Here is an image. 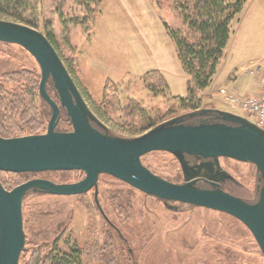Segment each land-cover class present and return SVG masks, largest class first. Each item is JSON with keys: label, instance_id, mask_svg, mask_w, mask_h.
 Listing matches in <instances>:
<instances>
[{"label": "rangeland", "instance_id": "374dc122", "mask_svg": "<svg viewBox=\"0 0 264 264\" xmlns=\"http://www.w3.org/2000/svg\"><path fill=\"white\" fill-rule=\"evenodd\" d=\"M26 3L23 22L3 16L0 21L23 26H27L24 22L33 21L35 30L52 36L64 61L72 60L75 64L73 81L97 121L92 122V127L100 134L132 140L143 136L151 125L157 127L173 119H182L185 125L188 115L199 112L180 110L175 103V99L186 98L188 77L165 28L174 30L181 26L166 1L158 6L151 0H109L101 4L93 23L92 19L88 21L90 12L72 0H27ZM81 22L86 23L80 25ZM240 62L243 69L234 70V75L241 72L251 77L250 72L263 66L264 0H246L232 22L229 43L211 86L223 85L230 65ZM154 71L166 83L165 93L157 97L141 80ZM21 72L40 74L35 60L24 49L0 43V86L7 94H30L26 91L29 85L10 77ZM4 76L9 77L1 82ZM50 84L46 86L47 93L59 107ZM203 92L201 110L226 112L254 124L253 117L231 107L224 101L225 97L203 95ZM36 104L44 116L49 114L43 135L51 111L40 100ZM66 117L60 107L56 132L72 131ZM206 118L209 116L188 119H194L196 125L216 123ZM218 162L220 170L230 178L222 181L225 183L222 191L244 203L255 204L261 188L255 166L225 158ZM141 164L171 184L184 183L179 163L168 153L146 154ZM84 178V173L78 171L26 175L0 172V183L7 186V191L35 179L60 185ZM97 194L104 217L95 205L94 191L70 197L27 193L21 209L25 261L40 246L51 247V242L58 240L54 249L62 253L79 250L82 264H264L249 231L227 214L162 202L106 175L98 178ZM45 248L41 249L42 254L48 252Z\"/></svg>", "mask_w": 264, "mask_h": 264}, {"label": "water", "instance_id": "95a60500", "mask_svg": "<svg viewBox=\"0 0 264 264\" xmlns=\"http://www.w3.org/2000/svg\"><path fill=\"white\" fill-rule=\"evenodd\" d=\"M0 43L17 45L36 62L40 71L38 95L50 108L46 133L12 139L0 138V172L41 174L82 172L85 178L75 184L57 185L35 179L11 191L0 185V264H18L25 246L22 201L27 193L49 196H79L94 189L100 175L112 177L138 192L163 202L179 203L227 214L238 220L251 234L264 259V131L246 119L220 111L200 110L188 118L215 115L218 123L183 125L182 119L165 122L143 136L124 140L100 134L92 127L97 122L88 110L62 61L46 37L27 26L0 21ZM52 84L58 105L46 91ZM60 107L70 121L71 132H56ZM152 152H165L176 158L184 183L174 185L153 175L141 164ZM186 157L211 160L212 163L190 168ZM220 158L254 165L261 188L258 201L247 204L223 192L215 183L212 190L195 188V169L217 170L209 181L230 179L220 170Z\"/></svg>", "mask_w": 264, "mask_h": 264}, {"label": "trees", "instance_id": "16d2710c", "mask_svg": "<svg viewBox=\"0 0 264 264\" xmlns=\"http://www.w3.org/2000/svg\"><path fill=\"white\" fill-rule=\"evenodd\" d=\"M27 0H0V16L12 19L14 22H23L22 13L27 12ZM109 0H72L74 4L84 11L90 12L88 21L93 23L99 7ZM158 6L166 1L171 6L181 26L178 29L165 27L173 40L178 59L185 74L188 77L187 96L184 99H175L178 109L198 112L202 109L200 93L205 91L212 84L216 74L217 66L224 55L231 35V24L236 16L240 14L246 0H151ZM94 17V18H93ZM87 21V22H88ZM25 25L36 29L33 21L24 22ZM86 22L79 23L80 25ZM56 54L62 61L64 67L72 80L74 62L64 61L53 42L49 33H44ZM66 62V63H65ZM72 74V75H71ZM9 76H4L1 82ZM10 77L17 78L23 84L29 85L27 93L22 95H9L0 86V138L12 139L28 136H37L44 133L43 125L47 122L49 114L39 112L36 102H44L38 95L40 74L21 72ZM142 83L153 95H163L166 91V83L163 76L157 72H150L142 77ZM75 83V82H74ZM50 84V83H49ZM51 85V84H50ZM67 118V117H66ZM207 121L211 120L206 118ZM68 120V119H67ZM194 119H185V125H196ZM59 125V124H58ZM61 125V124H60ZM155 128L151 125L147 130ZM21 175V174H17ZM26 175V174H22ZM7 191V186L0 183ZM58 240L49 245H42L48 251L42 254L41 249L30 254L29 260L25 261L27 250L24 249L20 255L18 264H82V257L79 250L70 249L68 252H60L54 249ZM108 260V259H107ZM109 261H113L109 259Z\"/></svg>", "mask_w": 264, "mask_h": 264}, {"label": "crops", "instance_id": "0c3cea01", "mask_svg": "<svg viewBox=\"0 0 264 264\" xmlns=\"http://www.w3.org/2000/svg\"><path fill=\"white\" fill-rule=\"evenodd\" d=\"M243 66L244 65H242L241 62L238 65L234 63L231 64L230 73H228L229 76L227 77V80L222 83L223 85H221L220 87H212L211 84L210 87L203 92V95L205 93H208V95L212 94V96H222L220 95L219 91L225 90L228 94H231L240 99H244L258 94L260 92L262 76L264 75V63L263 66L261 68L259 67L256 72H252V74H250L252 75L251 77L244 76V74L241 72L236 75L232 73L234 70H238V68L242 70ZM225 85H227V87Z\"/></svg>", "mask_w": 264, "mask_h": 264}, {"label": "built area", "instance_id": "2783aa9c", "mask_svg": "<svg viewBox=\"0 0 264 264\" xmlns=\"http://www.w3.org/2000/svg\"><path fill=\"white\" fill-rule=\"evenodd\" d=\"M252 74V72H250ZM220 94L224 95L225 100L233 108L237 107L243 113L253 117L255 125L264 130V75L261 80L260 92L256 95L239 100L236 97L227 94L224 90H220Z\"/></svg>", "mask_w": 264, "mask_h": 264}, {"label": "flooded vegetation", "instance_id": "af4514ba", "mask_svg": "<svg viewBox=\"0 0 264 264\" xmlns=\"http://www.w3.org/2000/svg\"><path fill=\"white\" fill-rule=\"evenodd\" d=\"M47 91V90H46ZM81 94V93H80ZM82 96V94H81ZM83 98V96H82ZM84 99V98H83ZM209 118L212 120V122H220L217 120V117L215 115H210ZM103 135V134H102ZM186 161L188 162V165L190 166V168H194L196 166H199L201 165V163L203 164H208V163H212L211 160H195L193 158H190V157H186ZM216 168L213 167L211 169V171L207 170L206 168L204 169H195L194 172L196 174L195 178H194V181L196 182L195 184V188L199 189V190H212V187H211V183H215L219 186V188L221 189L222 185L225 184L224 182L220 183L218 179H216L215 181H209V177L210 176H213L215 175V172H216ZM182 173V171H181ZM85 176V175H84ZM101 176V175H100ZM183 176V174H182ZM99 178V177H98ZM98 181V180H97ZM183 182H184V177H183ZM226 182V181H225ZM78 183V182H77ZM75 184V183H73ZM124 184V183H123ZM62 185V184H60ZM206 186V188H205ZM205 188V189H204ZM222 190V189H221ZM91 191H94V189L90 190L89 192ZM87 192V193H89ZM85 193V194H87ZM83 194V195H85ZM44 195V194H43ZM79 196H82V195H79ZM98 199V198H97ZM156 199V198H155ZM158 200V199H157ZM160 201V200H159ZM95 202V201H94ZM163 202V201H162ZM170 203V202H169ZM176 204H179V203H176ZM98 212L100 213V211L98 210ZM100 215L103 216V214L100 213ZM104 217V216H103Z\"/></svg>", "mask_w": 264, "mask_h": 264}]
</instances>
